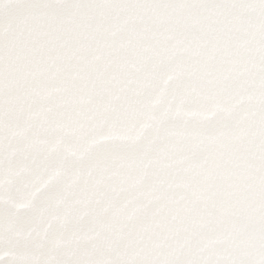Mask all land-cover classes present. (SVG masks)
<instances>
[{
    "label": "snow or ice",
    "instance_id": "1",
    "mask_svg": "<svg viewBox=\"0 0 264 264\" xmlns=\"http://www.w3.org/2000/svg\"><path fill=\"white\" fill-rule=\"evenodd\" d=\"M0 264H264V0H0Z\"/></svg>",
    "mask_w": 264,
    "mask_h": 264
}]
</instances>
